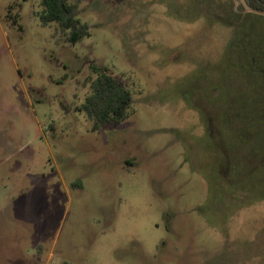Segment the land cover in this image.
Here are the masks:
<instances>
[{
	"label": "rangeland",
	"instance_id": "374dc122",
	"mask_svg": "<svg viewBox=\"0 0 264 264\" xmlns=\"http://www.w3.org/2000/svg\"><path fill=\"white\" fill-rule=\"evenodd\" d=\"M81 7L68 43L39 0H0V264H264L260 127H233L264 107L258 20L241 0ZM91 64L132 96L98 130Z\"/></svg>",
	"mask_w": 264,
	"mask_h": 264
},
{
	"label": "trees",
	"instance_id": "16d2710c",
	"mask_svg": "<svg viewBox=\"0 0 264 264\" xmlns=\"http://www.w3.org/2000/svg\"><path fill=\"white\" fill-rule=\"evenodd\" d=\"M245 1L250 7L264 11V0ZM81 3L82 0H39L40 9L35 11L34 15L39 19L42 26L54 24V35L59 33L64 41L76 43L88 35L87 24L81 22L79 18V14L83 9ZM247 14L249 16L242 20L246 25L252 26L254 19H256L260 24L261 30L263 29V33L260 34L257 40L260 41L258 53L261 56V65L256 63V58L251 53L244 54L243 52V59L245 60V65L248 67V64H250L251 69H253L252 71L258 73V76L264 82V16L250 12ZM17 17V14L7 16V18L12 20V23L17 22ZM247 20L249 21L247 22ZM238 30L235 39L237 43L241 41L238 37L240 33ZM246 55H249L248 58L245 57ZM90 68L94 74V77L89 79L91 91L77 109L82 110L91 119V129L98 130L107 122L121 119L125 114L126 108L132 103V96L129 90L123 85V82L118 77L109 74L106 68L97 66L96 64H91ZM213 121L214 126L211 127V131L217 134L215 132L216 120L213 119ZM246 122V124L233 127L239 128V126H247L249 129L254 122L258 123L260 127L259 131L255 134L246 132V137L250 138L255 136L259 140L260 149L257 151L251 149L250 154L258 152L255 155L259 158V161L255 166L264 164V107H259L258 114H254L253 117H246ZM223 152L225 153L224 150ZM221 168L222 171H227L226 175L229 174V168L226 165H222ZM262 198L264 200V197Z\"/></svg>",
	"mask_w": 264,
	"mask_h": 264
},
{
	"label": "water",
	"instance_id": "95a60500",
	"mask_svg": "<svg viewBox=\"0 0 264 264\" xmlns=\"http://www.w3.org/2000/svg\"><path fill=\"white\" fill-rule=\"evenodd\" d=\"M241 3L247 12H251V13H254L257 15H264L263 10H259V9H255V8L250 7L249 5H247V3L244 0H241Z\"/></svg>",
	"mask_w": 264,
	"mask_h": 264
},
{
	"label": "flooded vegetation",
	"instance_id": "af4514ba",
	"mask_svg": "<svg viewBox=\"0 0 264 264\" xmlns=\"http://www.w3.org/2000/svg\"><path fill=\"white\" fill-rule=\"evenodd\" d=\"M245 1V0H244ZM246 2V1H245ZM248 5V4H247ZM246 13H248V12H246ZM251 13V12H250ZM254 14V13H253ZM262 16V15H261Z\"/></svg>",
	"mask_w": 264,
	"mask_h": 264
}]
</instances>
